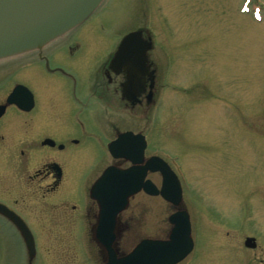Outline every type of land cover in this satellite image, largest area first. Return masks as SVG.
I'll use <instances>...</instances> for the list:
<instances>
[{"label": "rangeland", "instance_id": "rangeland-1", "mask_svg": "<svg viewBox=\"0 0 264 264\" xmlns=\"http://www.w3.org/2000/svg\"><path fill=\"white\" fill-rule=\"evenodd\" d=\"M136 29L147 31L153 41L150 53L158 71L154 102L145 114L140 111L139 126L128 118L121 126L143 132L145 157L166 160L180 181L179 209L188 212L193 250L177 264H264V0H101L69 38L50 43L56 42L55 48L81 45L61 65L80 76L79 84L89 85L97 79L100 62ZM15 58L2 57L0 65ZM48 69L31 65L14 77L42 101L34 136L76 140L55 155L65 160L69 176H79L80 187L71 192L72 178L59 195L88 206L89 187L108 161L104 148L109 133L102 122L109 116L110 95L99 98L93 112L80 114L84 127L69 114L72 109L48 116L43 110L52 95L58 108L65 109L64 101L69 106L63 93L67 85L59 72ZM147 178L160 186L159 174ZM128 202L123 215L134 217L127 218L120 242L125 252L141 238L166 237V217L176 208L143 193ZM136 226L140 233L133 235ZM56 230L45 245L38 238L50 236L36 227L28 247L0 220V264H102L88 234L78 230L76 238L62 239L60 232L52 236ZM247 236L255 239V249L243 246Z\"/></svg>", "mask_w": 264, "mask_h": 264}, {"label": "flooded vegetation", "instance_id": "flooded-vegetation-1", "mask_svg": "<svg viewBox=\"0 0 264 264\" xmlns=\"http://www.w3.org/2000/svg\"><path fill=\"white\" fill-rule=\"evenodd\" d=\"M140 31L143 33V39H146L148 36L151 38V35L147 31H144V29H140ZM70 32L60 37V40L69 38ZM54 43L47 44V46L37 49V51L20 54L13 61L4 62L0 65V85L3 87L0 89V106L3 107L0 111V203L24 221L32 236L36 234V227L44 236L46 234L50 236L52 229H59L52 236L56 238L57 233L60 232L64 235L61 236L62 239L66 236L67 238H76V231L79 230L88 234L89 238L95 243L94 231L98 220V205L96 202L91 200L88 206H84L75 198L72 200L69 198L60 199L61 196L59 195L67 190V186L71 183L73 177L67 174L65 160L61 156H56L55 152H62L72 147L76 143V140L71 137L58 142L50 136H34V124L37 122V116L41 111L38 112L37 109L42 101H38L34 92L30 87H27L25 82H22L19 77L15 78L14 76L20 73L21 69L30 71L28 69L31 65L38 64L49 68L48 70L59 72L60 78L67 85L63 93L66 95L69 106L65 105L66 101H64L62 106L65 109L58 108L55 96L52 95L46 100L45 106L47 108L43 110V113H46L48 116H59L60 110L66 111V109H72L74 113L72 111L69 114L77 118L76 123L81 127H84L85 124L80 114L93 112L94 108L99 106L94 103H97L99 98H104L107 93L110 95L107 102V109L109 110L107 113L109 116L105 117L102 122L104 123V132L107 131L109 133L104 148L108 159L107 165L103 168L104 170L106 167L113 165L120 169L130 167V162L126 159L111 156L107 146L121 132L129 130L134 133L144 134L137 129H133L140 125V121L146 112L145 110L149 109L154 102L153 98L158 71L156 63L153 61V56L150 53L151 50H149L147 52V61L150 64L149 69L155 71L154 86L151 90L153 91L151 102L148 105L146 101V96L149 93V81L146 82L145 92L139 94L136 98L137 101L127 102L121 93V84L125 77L123 68L120 69L118 74L109 68V61L115 55L118 45L100 62L97 70V79H92L88 83L89 85H81L79 84L80 76L72 69L67 71V68H65V70L61 65L62 60L74 56L77 51L81 50V45L55 48ZM11 81L14 83L6 91ZM15 86L25 87L30 94L28 95L27 91L22 88L16 94V103H8L7 98ZM84 86L85 90H82ZM140 111L144 112V114L142 115ZM34 114L36 115L33 116ZM126 118L136 127L131 126L132 128L128 129L121 126V121L125 122ZM45 149H49L52 152L43 153L42 151ZM74 175L77 176V174ZM79 179V176L73 178L74 182L71 192L79 190ZM55 195L58 199L54 198ZM37 204H42V206H35ZM128 207L129 203L125 210ZM125 210L117 215L115 221L114 233L116 234V240L114 250L117 253V257L127 254L140 240L146 239H139L136 245L126 252V249H122L120 242L121 239L123 240L122 235L126 234L128 228L127 221L134 217L131 214L124 216ZM0 220L5 224L6 229L21 234L16 224L6 217V215L0 213ZM50 225H55V227L50 228ZM45 227L47 228L44 229ZM139 228V226H136L132 229V234L136 235V232L140 233ZM67 234H70L69 237ZM166 237L163 239H166ZM53 240L56 241L58 239ZM38 241L47 245V243L52 242V237H46V239L38 238ZM96 246L101 263L106 264V253H104L99 244H96Z\"/></svg>", "mask_w": 264, "mask_h": 264}, {"label": "water", "instance_id": "water-1", "mask_svg": "<svg viewBox=\"0 0 264 264\" xmlns=\"http://www.w3.org/2000/svg\"><path fill=\"white\" fill-rule=\"evenodd\" d=\"M101 2V0H0V58L18 56L37 51L54 39L64 36L81 23ZM64 28L63 31L59 29ZM60 31V32H58ZM139 30L127 33L118 43L109 68L118 74L125 72L121 84L122 97L127 101H137L145 92L147 104L151 102L154 86V70H150L147 52L152 50L148 36L142 38ZM49 39H46L48 38ZM22 86H16L8 96V103H16V94ZM26 89V88H23ZM3 107H0V109ZM146 141L140 133L121 132L107 146L114 158H124L131 162L128 168L106 167L93 182L89 190L90 199L98 205V220L95 243L106 253V264H177L193 250L190 219L186 210L179 209L182 190L175 173L168 164L157 156L143 162ZM148 173H159V188L146 179ZM143 192L150 197L159 196L170 204L175 212L167 216L170 231L166 240L143 239L125 256L117 257L114 245L117 215L125 210L128 199ZM0 213L16 224L23 241L33 246V237L24 221L0 203ZM244 246L255 248L254 239L246 238Z\"/></svg>", "mask_w": 264, "mask_h": 264}, {"label": "bare ground", "instance_id": "bare-ground-1", "mask_svg": "<svg viewBox=\"0 0 264 264\" xmlns=\"http://www.w3.org/2000/svg\"><path fill=\"white\" fill-rule=\"evenodd\" d=\"M60 31H63L64 30V28H61V29H59ZM60 31H58V32H60ZM46 39H49V37L48 38H46Z\"/></svg>", "mask_w": 264, "mask_h": 264}]
</instances>
